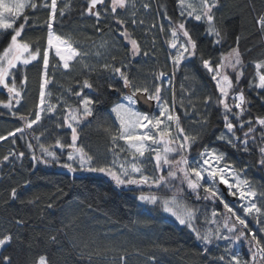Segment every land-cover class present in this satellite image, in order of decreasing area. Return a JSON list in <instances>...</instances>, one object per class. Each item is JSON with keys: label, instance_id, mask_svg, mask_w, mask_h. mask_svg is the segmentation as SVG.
<instances>
[{"label": "trees", "instance_id": "obj_1", "mask_svg": "<svg viewBox=\"0 0 264 264\" xmlns=\"http://www.w3.org/2000/svg\"><path fill=\"white\" fill-rule=\"evenodd\" d=\"M50 2L51 0H48V3ZM110 3L111 0H105L104 6H97V10L101 12V19L97 22L94 15L87 13L88 0H57L53 30L57 35L70 37L75 48L88 53L85 59L91 64L107 62L120 66L129 64L131 60L130 65L122 70L128 72L137 85H147V80L151 77L152 85L154 82L158 83L154 74L161 70L168 77L172 76L173 68L169 63L162 64V59L168 52L164 41L168 44L167 39L170 38L169 21L164 17L167 13L173 21L181 19L177 0H153V4L147 3L150 8L145 17L141 11L145 0H136L135 9L131 7L117 9L116 15L126 21L125 27L141 46V54L136 60L129 56L130 47L124 37L119 35L122 29L116 24L110 7L107 14L104 11ZM62 8L63 16L59 11ZM133 11H136L135 25L131 16ZM49 12L50 8L25 10L24 15L30 19L23 35L33 43V47L37 43L41 49L47 46L48 29L45 22ZM214 12L216 26L223 37L222 42L213 44V37L205 34L206 24L187 19L186 27L198 45L197 54L184 61L175 72L177 115L180 116L181 124L188 133L199 135L187 156L193 160L199 157L204 148L215 149L225 155L227 163L238 170L246 171L247 179L264 192V166L258 163L259 147L264 145L259 133L264 132V128L255 124L257 117H264V89L258 90L249 86L250 81L256 83L255 63L264 61V33L257 23L259 17L264 15V0H220L219 7ZM141 20L144 23L141 24ZM157 22L160 27L164 26V32L160 31ZM20 23H24L23 16L17 19L16 26ZM153 24L155 27H152ZM10 35L11 30H7V34L0 31V52L10 41ZM237 37L240 38L238 47L243 61V75L239 85L234 87L232 92L238 93L241 89L244 91L247 103L244 105L246 111L242 120L245 122L251 120L256 127L255 139H249L247 152L217 139L221 133L227 132L224 127L223 108L215 103L220 93L211 79V74L203 68L201 62L203 56L204 59H210L213 65L219 63L222 56L237 47ZM104 41H108L106 47L99 48ZM97 51L101 53L99 58L95 55ZM144 51L149 52V55L144 56ZM113 56L115 60L112 59ZM50 61L58 64L52 54ZM42 70L41 53L39 61H34L26 69L22 68L17 74L19 79L27 75V83L22 86L23 99L19 105L13 101L11 110L0 106V136H7L16 128L24 127L19 119L20 115H27L30 120L35 118ZM260 71L264 72V69ZM52 74L53 67H50L49 75ZM65 75L60 77L54 73V81L48 86L53 104H58L57 98L61 91L56 88V84L60 88L65 86L75 92L80 90L83 78L89 76L83 70L82 64L77 61L72 64L69 74ZM227 75L235 85L236 73L232 71ZM89 78L94 90L84 89L83 92L98 101L94 104L96 114L80 126L77 143L96 157L95 163L103 165L111 160L108 152L110 138L100 124H111L117 128L109 109L119 102L121 92L125 90L122 81L118 77H113L110 72L98 71ZM109 83L115 84L120 90H111ZM206 96L213 98L207 106L204 104ZM68 97L67 102L73 106L78 104V97L75 95ZM181 97L191 115H185L184 108L180 105ZM0 101L8 102V92L2 87ZM226 102L232 103L231 94ZM61 109L62 107H58L56 113L43 115L37 125L25 130L23 137L17 133L15 137L9 136L8 139L0 141V237L9 234L12 237L10 243L0 247V264H4V257H9L11 264H38L41 256L46 258L48 264H121L119 259L121 255L125 256L127 264H221L219 260L214 259L218 255L212 245L209 246L210 252L203 254L204 246L187 227L180 225L160 207L137 199L142 191L147 194L149 191L157 192V189L134 185L119 187L111 178L104 175L85 171L65 172V168L60 165L66 161L59 148L51 149L57 153L58 161L43 157L34 137L39 136L40 141L46 146L54 145L57 138L71 143V130L57 127V116H62ZM201 117L207 119V125L198 122ZM229 118L236 124V136L243 139L248 124L245 123L244 129L241 130L235 117L230 115ZM58 122L63 124V119H59ZM27 141L33 145V154L48 160L47 164L32 160L33 155L27 149ZM21 152L24 153L23 157L19 155ZM6 155L9 159L4 161L3 157ZM160 175L166 176L167 169ZM184 187L190 203L199 209L197 221L199 227L202 225L200 218L208 216L214 209L218 213L225 212L219 200L215 202L211 199L196 200L186 185ZM13 188L17 191L15 199L11 196ZM199 191L201 196L205 195L202 189ZM159 192L171 195L164 188L159 189ZM226 202L241 215V209L234 202ZM17 220L23 223L17 225ZM248 224L256 231L254 224L251 222ZM237 228L247 232L240 225H237ZM53 236L56 238L55 241L51 239ZM239 244L242 259H251L247 242L241 241ZM97 250L100 255H92L90 260L89 253H95ZM150 257H154L155 262ZM257 259L259 260V257Z\"/></svg>", "mask_w": 264, "mask_h": 264}, {"label": "snow or ice", "instance_id": "obj_2", "mask_svg": "<svg viewBox=\"0 0 264 264\" xmlns=\"http://www.w3.org/2000/svg\"><path fill=\"white\" fill-rule=\"evenodd\" d=\"M220 0H177V8L181 19L173 21L167 13L165 19H168L170 38L167 43L170 49L175 50L174 53H169V58L173 66V75L167 77V74L161 70L155 73V80L159 83H153L152 88L146 84L144 86L137 85L128 72L123 71L124 67L129 64H121L116 66L110 63L91 64L85 59L89 54L81 52L73 46L70 37H62L57 35L54 30V22L57 13V0H0V30H11L10 41L0 52V87L8 92V102L0 101V106L11 110L13 101L16 105L21 103L23 99L22 91L23 85L27 83V75L23 79H19L18 73L21 69H26L28 65L34 61H39L42 53L43 70L39 83V103L36 105L35 118L29 119L27 115H20L19 119L23 122L24 127H18L15 131H11L7 136H0V141L8 139L9 136L15 137L17 133L23 134L26 129H32L33 125H37L43 118L42 114H54L57 112L58 105L53 104L49 99L52 95L48 86L54 81V73L49 75V68H62L65 72L72 70L71 62L76 60L82 64L83 70L89 76L83 78L80 84V90L73 92L71 88L67 89L69 95H75L79 98L78 104L73 106L65 101L62 97H58V101L64 105L62 109V116H57V127H66L71 130V143L57 138L54 145L46 146L40 141V137H34L39 144L40 151L43 157H50L53 161H58L59 157L52 148H59L63 153L67 148L70 151L67 153V160L60 165L67 169L69 173H76L77 171H85L89 173H100L110 177L117 186L134 185L136 187L148 186L150 189L155 188L157 192L145 194L143 191L137 197L141 202L158 206L163 212L175 217L176 221L182 226L187 227L195 238L204 246L203 254L210 252L209 246L213 240L219 242L226 241L223 245V252L214 257L221 262V264H264V240L260 239L258 234L254 232L246 220V217H251L257 223L259 231L264 233V206H258L255 199L260 197L264 199V192H258L250 181L241 177V171L236 169L232 164L227 163L225 155L215 149L204 148L199 154V160L194 164L188 158L187 153L190 151L193 144L199 139V135L188 133L181 124V118L177 115L176 110V96L173 81L175 78V71L179 70L184 61L197 54V42L193 39L191 33L186 27L187 19H193L197 22L206 24L205 34L213 37V44H220L223 40L220 29L216 26L214 10L219 7ZM105 5V0H88L87 13L94 15L97 22L101 19V12L97 10V6ZM68 5H65L67 8ZM110 7L111 13L115 19L116 24L120 25L122 29L119 32L120 36L130 44L129 56L135 59L141 54V46L138 41L132 37L125 27L126 21L119 18L117 9H127L131 7L136 8V0H111L110 5L104 8L107 14V9ZM145 10L150 8L149 4L143 5ZM31 8L36 10L38 8H50L48 19L45 22L48 29L46 47L40 48L37 43L33 47V43L24 38L27 22L29 16L24 15L25 10ZM60 15H64V9H60ZM23 16L24 23L16 26L18 18ZM132 23L135 25L136 11L131 13ZM140 23H144L143 20ZM260 30L264 33V15H261L257 20ZM155 27V24L152 25ZM99 30V29H98ZM164 26L161 25L160 31L164 32ZM183 37V39H181ZM239 37H237V47L232 48L228 55L222 56L219 63L213 65L210 59H204L201 56V62L204 69L211 74V79L216 84V89L220 93L215 99L217 106L223 108V119L226 133H221L217 139L226 141L233 147L242 151H249V139H255L256 127L253 126L252 121L247 122L242 120L246 111L244 105L247 103L244 91L241 89L238 93L232 92L234 87L239 85L241 76L243 75L241 54L239 52ZM108 41H104L99 45V48H105ZM153 45H155V38H153ZM55 51V56L59 58L58 64H53L50 61V51ZM95 55L99 58L101 53L97 51ZM144 56H148L149 52L144 51ZM115 60V56L112 57ZM231 68L236 73V83L225 73V70ZM257 69L256 77L258 83L249 82L250 87L264 89V61L255 63ZM110 72L113 77H118L122 81L123 89L121 92V100L115 103L111 108V113L115 115V121L119 124L118 128H114L111 124H100L104 132L110 138V147L108 152L111 153L112 159L109 163L100 165L95 163L96 157L90 154L82 145L78 144L80 125L88 120L89 117H94L96 109L94 104L98 103L94 98H90L83 92L84 89H93V83L90 76L96 72ZM167 77V85L164 80ZM19 79V84L17 80ZM79 83V81L77 82ZM166 87H172L173 100L169 104L168 100L162 95V91ZM109 88L113 91L120 89L113 83H109ZM183 90V85H181ZM154 89V90H153ZM231 94L232 103L226 102V99ZM154 101L158 109V114H149L137 110L135 107L140 100ZM213 101L211 96L204 98V104L207 106ZM191 103V102H190ZM180 105L184 108L185 115H191L190 110L184 106L183 99ZM235 109L236 111H233ZM195 110L193 106V111ZM16 115V113H13ZM235 117L239 122L241 130L244 129L245 123L248 124L247 131H244V138L236 136V124L229 118ZM63 119V124H60L59 119ZM99 120V118L97 117ZM202 125H207L206 118L201 117L198 121ZM256 125L264 128V117H257ZM261 142L264 143V132L259 133ZM123 142L121 145L120 142ZM15 141H13L14 143ZM29 149L33 145H28ZM260 159L258 163L264 166V146L259 147ZM126 153V155H122ZM152 153L151 160L154 161V173L149 175L146 172L145 154ZM20 157L24 156L21 152ZM9 157H3L7 161ZM32 160L38 163L47 164L49 161L43 158H38L36 155L32 156ZM202 161V163H201ZM78 165V167H77ZM167 169V175H157ZM229 177H231V182ZM217 179L220 184H224L230 195L237 196L242 202L240 208L243 210V216L227 203L219 194L216 186ZM178 181L179 183H174ZM196 198V200H209L213 202L219 200L223 205L225 212L218 213L215 209L211 213V217L207 215L204 217V224L215 225V228H204L198 226L199 209L190 203V199L185 192V186ZM164 188L171 195L160 194L159 189ZM203 189L204 196L200 195V189ZM233 189L235 191H233ZM11 196L13 199L17 197V191L12 189ZM51 207V205H49ZM217 217H219L217 219ZM235 218V222H233ZM23 221L17 220L16 224L20 225ZM237 225L246 229H238ZM11 235H4L0 237V247L5 246L11 242ZM55 241V237H51ZM241 241L248 244L251 259L242 260L239 251L235 245ZM219 247V244L217 245ZM92 255L99 256L100 252L89 253V259ZM259 257V260L257 259ZM121 264H127L125 256L119 257ZM155 262L154 257H150ZM4 264H11L9 257H4ZM38 264H48L46 258L41 256Z\"/></svg>", "mask_w": 264, "mask_h": 264}, {"label": "rangeland", "instance_id": "obj_3", "mask_svg": "<svg viewBox=\"0 0 264 264\" xmlns=\"http://www.w3.org/2000/svg\"><path fill=\"white\" fill-rule=\"evenodd\" d=\"M152 3L153 4V0H145V3L144 4H147V3ZM142 7V6H141ZM137 11H138V9H137ZM141 11H143V16L145 17L146 16V14H148V11H149V9L148 10H145L144 9V7L143 8H141ZM157 26H158V28L160 29V26H159V23L157 22ZM0 31H5V30H0ZM169 35H170V32H169ZM126 42V41H125ZM127 43V42H126ZM128 44V43H127ZM129 45V47H131L130 46V44H128ZM164 46L166 47V49L168 48V52L169 53H174V51L175 50H173V49H170L169 48V46H168V44H166V42L164 41ZM153 48V47H152ZM153 49H155V48H153ZM167 52V54L165 55V57L162 59V64H164L165 65V63H169V66L171 67V68H173V66H172V63H171V59L169 58V53ZM50 54H52L56 59H57V62L59 63V58L58 57H56L55 56V51H54V49L53 50H51L50 51ZM228 55V53L227 54H225V57ZM138 57V56H137ZM136 57V58H137ZM136 58L134 59V60H136ZM76 60H74V61H72L71 62V64H73L74 62H75ZM172 71H173V69H172ZM233 70L231 69V68H228V69H226L225 70V73L227 74L228 72H232ZM70 72V71H69ZM69 72H65L62 68H53V73H55V74H57V75H59L60 77H62V76H66L65 74H69ZM176 72V71H175ZM254 75H255V78H256V83H258V78L256 77V72L254 73ZM168 77V76H167ZM167 77L165 78V80H164V83H165V85H167ZM169 77H171V76H169ZM230 79V78H229ZM148 82H147V85H148V87H150V88H152V84L150 83L151 81L153 82V80H152V77H151V79H148L147 80ZM158 83H159V81H158ZM173 85H174V81H173ZM56 88H58L59 89V91H60V93H59V96L58 97H62L65 101H67L68 100V96H69V93H68V91H67V89L68 88H66L65 86L63 87V88H60V87H58V85L56 84ZM258 89V88H257ZM154 90V89H153ZM258 90H262V89H258ZM162 95L168 100V102H169V104H171L172 103V100H173V89H172V87H166L163 91H162ZM50 99V98H49ZM180 99H182V97L180 98ZM228 99V98H227ZM227 99H226V101H227ZM58 100V99H57ZM121 100V99H120ZM119 100V101H120ZM69 103V102H68ZM58 107H62V109H63V107H64V105L63 104H61L59 101H58ZM136 108H137V105L135 106ZM58 109V108H57ZM61 109V110H62ZM138 110V109H137ZM155 112L154 113H152V114H158V109L156 108V106H155V110H154ZM109 113L112 115V117H113V120H114V123L116 124V126H117V128L119 127V124L115 121V115L114 114H112L111 113V108L109 109ZM43 115H45V114H42V116ZM83 124V123H82ZM81 124V125H82ZM80 125V126H81ZM189 133H191V132H189ZM71 136V135H70ZM71 140V139H70ZM26 143V142H25ZM27 149H29L28 148V145H29V142L27 141ZM121 143V145H123V142L121 141L120 142ZM264 146V145H263ZM39 148V147H38ZM60 150V149H59ZM29 151H30V153L32 154V155H34L33 154V149H29ZM68 151H70L69 149H67V148H65L64 149V151H63V153H61L62 154V157L65 159V161L67 160V153H68ZM60 152H61V150H60ZM122 155H126V153H124V154H122ZM109 156H111V159H112V155H111V153H109ZM151 156H152V153H146L145 154V166H146V172H147V174H149V175H152V174H156V173H154V161H152L151 160ZM46 158H48V159H51L50 157H46ZM52 160V159H51ZM199 160V157H197V158H193V160H191L192 161V163H196L197 161ZM111 161V160H110ZM227 162V161H226ZM201 163H202V161H201ZM77 167H78V165H77ZM67 171V169H65V172ZM68 172V171H67ZM245 172L246 171H244V170H242L241 171V177L242 178H246L247 179V177L245 176ZM161 173V172H160ZM160 173H158L157 175H160ZM93 174H100V173H93ZM100 175H103V174H100ZM105 176V175H104ZM105 177H107V176H105ZM108 178H110V177H108ZM229 179H230V182H231V177H229ZM251 184H252V186L255 188V189H257V191L258 192H261L260 190H259V188L255 185V184H253L252 182H250ZM219 181H218V179H217V184H216V186H217V188H218V190H219V194L221 195V197L224 199V196H223V194H221V191H220V186H219ZM224 185V184H223ZM225 186V185H224ZM120 187V186H119ZM226 187V186H225ZM227 188V187H226ZM202 189V188H201ZM203 190V189H202ZM233 191H235L234 189H233ZM227 193H229V191H228V189H227ZM230 195V194H229ZM230 196H232V197H234L235 198V201H234V204H236L237 205V207H239V209H241V216H243L244 214H243V210H242V208H240V204L242 203L239 199H238V195L237 196H233V195H230ZM256 200H257V202H258V206H264V199H261L259 196L258 197H256L255 198ZM147 204V203H146ZM151 205V204H150ZM173 217V216H172ZM208 217H211V213L208 215ZM175 218V217H174ZM203 217H201L200 218V221H201V223H202V225L200 226L201 227V229H204V228H215V225H212V224H204L203 223V220H204V218L202 219ZM219 217H217V219H218ZM246 220H247V222L248 223H252V224H254V226L256 227V231H254V232H256L257 234H258V236H259V238H262V240H264V233H261L260 231H259V228H258V226H257V223H256V221L254 220V219H252L251 217H246ZM225 243H227L226 241H223V240H221V241H219V242H217V241H215V240H213V243L211 244L212 245V247H214L215 248V252H216V254L219 256L222 252H223V245L225 244ZM219 244V247L217 246ZM235 248L239 251V253H240V255H241V246H240V244L239 243H237L236 245H235ZM242 258V257H241ZM243 260V259H242ZM250 260V259H249Z\"/></svg>", "mask_w": 264, "mask_h": 264}, {"label": "water", "instance_id": "obj_4", "mask_svg": "<svg viewBox=\"0 0 264 264\" xmlns=\"http://www.w3.org/2000/svg\"><path fill=\"white\" fill-rule=\"evenodd\" d=\"M126 91V90H125ZM137 109L139 111L152 114L155 111V102L154 101H146L144 99L140 100L137 104ZM221 194H223L226 201H229L233 203L235 201V198L230 196L229 193H227V188L223 184H219Z\"/></svg>", "mask_w": 264, "mask_h": 264}]
</instances>
